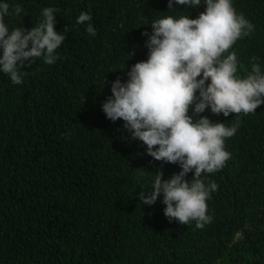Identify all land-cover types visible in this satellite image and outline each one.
Segmentation results:
<instances>
[{
	"label": "trees",
	"instance_id": "trees-1",
	"mask_svg": "<svg viewBox=\"0 0 264 264\" xmlns=\"http://www.w3.org/2000/svg\"><path fill=\"white\" fill-rule=\"evenodd\" d=\"M4 2L9 31L31 30L53 7L56 31L66 38L55 63L25 62L21 84L0 72V264H264V104L248 115L226 117L209 107L196 116L239 125L225 140L231 158L201 176L218 185L202 229L170 221L163 194L152 205L140 202L158 170L170 179L182 169L148 155L125 122L102 109L112 83L127 82L131 67L148 59L142 33L151 35V23L198 18L205 0L195 7L173 0L171 9L168 0ZM232 3L254 31L224 55L236 52L242 78L253 62L264 72V0ZM81 12L91 14L95 36L77 24ZM193 178L194 170L186 176Z\"/></svg>",
	"mask_w": 264,
	"mask_h": 264
},
{
	"label": "clouds",
	"instance_id": "clouds-1",
	"mask_svg": "<svg viewBox=\"0 0 264 264\" xmlns=\"http://www.w3.org/2000/svg\"><path fill=\"white\" fill-rule=\"evenodd\" d=\"M204 3L206 10L198 18L168 15L153 21L151 35L142 33L149 36L148 59L131 67L127 82L117 78L112 96L102 105L107 118L125 122L131 138L147 146L148 155L157 161L179 163L182 169L170 179H163L162 170H158L152 191L139 193L140 202L152 205L163 194L164 214L170 221L182 225L196 221L200 229L211 222L207 200L218 188L214 181L206 184L201 176L221 170L231 158L225 140L239 125L228 127L207 116L196 118L197 114L210 107L212 113L226 117L231 113L248 115L264 104L260 65L253 62L251 73L242 78L237 74L236 52L224 55L238 39L250 35L254 25L236 12L232 0ZM175 4L195 7L201 0H175ZM168 6L173 7V0H168ZM9 8L8 3H0V72L21 84L26 73L20 69L25 62L30 65L34 58H43L47 64L55 63L56 50L66 34L56 31L54 13L59 10L53 7L42 10L43 19L31 30L17 27L9 31L4 19L11 14ZM13 11L19 16L23 9L17 5ZM91 20L89 12H81L77 24H87L86 31L95 36ZM193 170L189 182L186 176Z\"/></svg>",
	"mask_w": 264,
	"mask_h": 264
}]
</instances>
